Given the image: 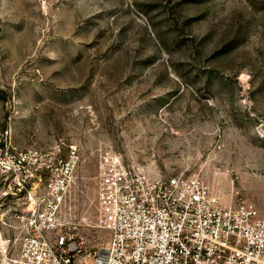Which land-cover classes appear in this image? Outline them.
Masks as SVG:
<instances>
[{
	"label": "rangeland",
	"instance_id": "374dc122",
	"mask_svg": "<svg viewBox=\"0 0 264 264\" xmlns=\"http://www.w3.org/2000/svg\"><path fill=\"white\" fill-rule=\"evenodd\" d=\"M19 149L76 145L63 208L88 249L110 239L100 168L198 176L264 213V0H0V127ZM18 207L0 202V264Z\"/></svg>",
	"mask_w": 264,
	"mask_h": 264
},
{
	"label": "built area",
	"instance_id": "2783aa9c",
	"mask_svg": "<svg viewBox=\"0 0 264 264\" xmlns=\"http://www.w3.org/2000/svg\"><path fill=\"white\" fill-rule=\"evenodd\" d=\"M82 156L76 145L19 149L0 127V202L18 207L15 264H264V213L254 203L225 206L195 175L151 178L106 163L97 199L108 241L88 249L63 208Z\"/></svg>",
	"mask_w": 264,
	"mask_h": 264
}]
</instances>
